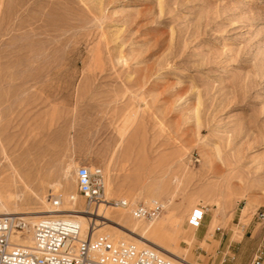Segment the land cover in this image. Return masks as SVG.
Masks as SVG:
<instances>
[{
    "label": "rangeland",
    "instance_id": "1",
    "mask_svg": "<svg viewBox=\"0 0 264 264\" xmlns=\"http://www.w3.org/2000/svg\"><path fill=\"white\" fill-rule=\"evenodd\" d=\"M81 165L108 199L164 204H108L129 224L95 234L264 264V0H0V211L87 209Z\"/></svg>",
    "mask_w": 264,
    "mask_h": 264
},
{
    "label": "built area",
    "instance_id": "2",
    "mask_svg": "<svg viewBox=\"0 0 264 264\" xmlns=\"http://www.w3.org/2000/svg\"><path fill=\"white\" fill-rule=\"evenodd\" d=\"M76 178L78 192L85 197L86 207L91 211V223L96 208L102 203L128 209L135 218L147 222L158 218L164 209L158 200L149 204L126 198L108 199L105 179L86 165L77 168ZM53 205L61 207V199H55ZM257 215L264 219V211ZM203 217L204 210L197 207L189 217V224L199 227ZM28 232L30 225L22 216L0 215V264H180L152 247L139 248L128 241H114L105 234H84L80 222L73 216L41 217L33 225V246L20 242ZM259 263L256 257L251 264Z\"/></svg>",
    "mask_w": 264,
    "mask_h": 264
},
{
    "label": "bare ground",
    "instance_id": "3",
    "mask_svg": "<svg viewBox=\"0 0 264 264\" xmlns=\"http://www.w3.org/2000/svg\"><path fill=\"white\" fill-rule=\"evenodd\" d=\"M90 170H92V169H90ZM1 195H0V207L4 206V204H5V201L2 200V197L3 196L1 197ZM11 198H12V196H10L9 199L11 200ZM77 198L78 197L76 195H71L69 197V199H70L71 202L69 203V206L68 207H64L62 205L61 207L57 208V207H55L53 205L55 207V209H53V210H43V211H34V212H30V211H28V212H22L23 210H21V211L18 210V211H15V212H11L10 213L8 210H6V211H0V215L17 214V215L22 216L28 222V224L30 225V232L26 233L25 235H23L20 238V242L22 244H24V245H27V246H33V244H34L33 225L36 223V221H38V220L35 221V219L40 218V217H44V216H48V215H53V214H62V215L73 216L76 219L79 218L78 221L81 224L82 232L84 234H87L88 232L89 233H92L93 232L95 234V227H91V215H90L91 211L88 209V207H86L87 209L78 208L77 207V201H78ZM62 204H63V201H62ZM107 205H108V203H104V204L102 203V206L101 207H97L96 208L94 214L96 216L103 217L104 219H109L112 222H114V223H116V224H118V225H120L122 227H125V226L127 227V225L129 224V216L126 213L120 212V211H118L117 213H112L110 210H108ZM109 205H111V204H109ZM117 208H119V207H117ZM31 213H34L35 215L32 214L33 216L31 215L29 217L22 215V214H31ZM100 217H99V219H100ZM27 218L34 219V220H32V224L33 225L29 222V220ZM168 221L169 220H167V219H163L158 226L151 227L150 228V232L152 234L153 233H160L161 230L166 229V227H167V225L169 223ZM104 223H107V221L104 222ZM98 225H101V222H100V224H97V226ZM195 229H196L195 227L190 228L188 231H186L185 235L193 236V234L195 232ZM140 238L143 239V241L142 240L141 241L139 240L141 243H143L147 247L155 248L163 256L172 258V259L178 261L180 264H192V263L188 262L184 257H181V256L175 254L174 252H171L167 248H165L163 246H160L157 243L150 241L149 239L144 240L145 239V236H141L140 235ZM139 248H141V247H139Z\"/></svg>",
    "mask_w": 264,
    "mask_h": 264
}]
</instances>
